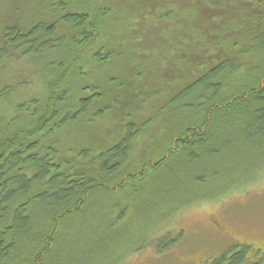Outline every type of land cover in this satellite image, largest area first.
I'll use <instances>...</instances> for the list:
<instances>
[{
    "label": "trees",
    "instance_id": "obj_1",
    "mask_svg": "<svg viewBox=\"0 0 264 264\" xmlns=\"http://www.w3.org/2000/svg\"><path fill=\"white\" fill-rule=\"evenodd\" d=\"M221 1L224 6L207 18L241 23L244 12L264 19V10L251 8L250 0L215 4ZM111 12L106 0H0V264H93L91 254L109 243L129 209L119 207L121 202L132 197L138 209L172 203V185L182 171L223 156L236 142L263 149L264 59H257L255 48L263 57L264 26L254 46L244 49L254 64L242 72L241 63L226 53L196 77L187 74L180 85L167 72L166 101L153 113L167 119L158 123L170 134L162 142L171 139L163 154L135 161L130 156L152 116L139 128L128 115L121 137L109 145L96 137L83 144L73 136L74 129L82 134L85 125L127 99L124 76L113 71L121 70L126 56L112 39ZM118 20L121 27L124 21ZM192 55V61L199 58ZM24 71L28 78H22ZM234 77L236 92L225 96ZM172 244L161 237L154 250ZM248 249L228 247L203 264H237Z\"/></svg>",
    "mask_w": 264,
    "mask_h": 264
},
{
    "label": "rangeland",
    "instance_id": "obj_2",
    "mask_svg": "<svg viewBox=\"0 0 264 264\" xmlns=\"http://www.w3.org/2000/svg\"><path fill=\"white\" fill-rule=\"evenodd\" d=\"M106 1L113 15L109 18L112 39L126 56L125 62L120 63L121 70L113 68V71L124 76L121 78L126 84L123 89H126L127 99L115 103L120 110L114 105L113 112L103 119L85 125L82 134L79 129H74L77 133H71L83 144L84 138L96 137L93 139L109 145L121 137L128 115L139 128L152 116L153 123L141 129L132 144L130 156L134 161L140 160L142 155L154 159L166 152L171 143L168 138L170 141H166L164 148L163 138L170 134L164 131V126L158 125L159 122L167 123V119L153 116L166 101L164 93L171 82L166 79L167 72L172 71L175 74L172 80L180 85L186 81L187 74L194 72L192 76L196 77L206 66L231 55L241 63L239 71H244L254 64L244 49L261 31L264 19L255 13L245 16L243 12L240 16L245 20L241 23L239 19L236 23V18L214 21L219 18H207L209 11L224 6L222 1L215 4V0ZM249 3L251 8L259 6L262 9L258 10H264V0H250ZM168 11L170 15L166 14ZM120 18L124 21L121 27V22H114ZM106 21H102V25ZM120 36L122 38L118 39ZM251 45L254 46V41ZM193 51L199 58L192 61ZM255 53L258 60L264 59L256 48ZM89 69L95 72L93 67ZM21 74L22 78H28L30 72ZM159 80L162 83L157 84ZM236 81L235 77L227 81L226 86L230 88H225V96L235 94V85H239ZM59 138L64 142L63 134ZM238 143L241 142H236L237 147L232 150L221 153L223 156L190 167L187 173V170L182 171L184 174L172 185V203L160 206L152 202L151 207L138 209L131 196L130 202H121L119 207L128 205L129 209L113 228L119 231L113 237V229L107 232L108 239L111 236L109 243L91 254L90 263L203 264L234 241L264 247V158L259 157L264 155V145L261 150L256 144ZM173 172L180 174L177 168ZM165 189L169 191V187ZM184 202L187 203L182 204ZM115 213L113 210L107 218L112 220ZM147 233H150L147 240L141 241ZM161 237L171 238L173 244L168 250L157 252L153 245ZM259 254L263 255V252L259 251Z\"/></svg>",
    "mask_w": 264,
    "mask_h": 264
},
{
    "label": "flooded vegetation",
    "instance_id": "obj_3",
    "mask_svg": "<svg viewBox=\"0 0 264 264\" xmlns=\"http://www.w3.org/2000/svg\"><path fill=\"white\" fill-rule=\"evenodd\" d=\"M177 139L178 138L175 137L174 142H177ZM169 240L172 241L171 238ZM242 245L248 246L249 249L243 256L242 258L243 260H240L237 264H264V247L263 246L251 247L249 243L234 241L233 244H231L229 247L236 246L238 248L239 246H242ZM259 251H262L263 255H260Z\"/></svg>",
    "mask_w": 264,
    "mask_h": 264
}]
</instances>
